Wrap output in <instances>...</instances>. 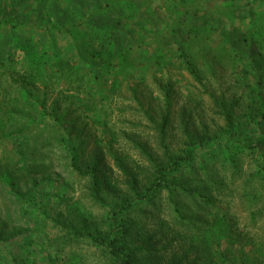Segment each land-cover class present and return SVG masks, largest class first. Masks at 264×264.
<instances>
[{
    "label": "rangeland",
    "instance_id": "374dc122",
    "mask_svg": "<svg viewBox=\"0 0 264 264\" xmlns=\"http://www.w3.org/2000/svg\"><path fill=\"white\" fill-rule=\"evenodd\" d=\"M181 1L180 9L170 0V14L159 2L170 19V58L150 69L132 61L169 50L153 25L89 17L93 0H0V21L16 22L0 25V264H114L107 243L121 228L123 252L145 250L137 264L211 263L219 254L221 264H264V181L250 177L254 156L239 158L234 176L220 163L209 170L229 191H213L203 174L184 168L141 201L153 182L146 154L164 159L159 80L171 91L169 155L220 136V104L264 136V0ZM41 21L73 33L33 28ZM103 46L134 51L119 58L126 73L107 72L97 53ZM52 52L73 63L71 71L54 69ZM256 155L260 167L264 154ZM216 197L218 209L210 204Z\"/></svg>",
    "mask_w": 264,
    "mask_h": 264
},
{
    "label": "trees",
    "instance_id": "16d2710c",
    "mask_svg": "<svg viewBox=\"0 0 264 264\" xmlns=\"http://www.w3.org/2000/svg\"><path fill=\"white\" fill-rule=\"evenodd\" d=\"M173 1V5H176V7L180 8V0H171ZM159 2L161 3V0H93V5L91 6L89 10V17H95L100 14H108L109 17L117 21L118 23H122L125 18H130L132 21H137L142 26H148L153 25L154 31L153 34H157L158 40L160 43H164L167 46H169V50H166V53L159 56L157 59L156 57H152L151 54L148 55H139L136 54L133 56L132 62H137L138 64L141 61L137 60V57L142 59L143 65L149 66L150 69H161L165 66H162L160 63L163 60L164 62H167L166 59L170 58V41H167L165 37L167 38V35H165L168 32V35L170 33V19L164 21L163 17L161 16V10L159 8ZM167 6V10H164V13H169L172 10L173 5L170 3V0H164ZM192 2V0H182L181 5L188 6ZM156 3L155 5H153ZM162 8V7H161ZM189 10V9H188ZM85 11V10H83ZM191 11V10H189ZM126 15V16H125ZM10 25L11 27L16 26V22L13 20H5L4 22L0 21V25ZM33 28L37 29H44L47 32H53L54 34H65V35H72L73 31H71V28H68V26H61L60 24L55 23H48V22H37L32 25ZM128 31H132L133 28L129 26ZM136 30V29H134ZM155 32V33H154ZM130 32H127L129 34ZM69 37V36H68ZM45 45V44H44ZM61 48L62 46L54 45L55 49ZM65 47V46H64ZM64 47L61 49L63 50ZM128 50L127 48H120L119 54H114V52L107 47H102L101 51H97V53H102V56L100 57V61L102 65H104L107 72L114 74L118 70L122 73H126V70H124L123 66L119 64V62L122 59H119L120 57H123L125 54V51ZM53 51V50H51ZM133 51V50H128ZM181 49V46H177L175 49V52L177 53V57L184 61L185 69L193 76L195 80L199 79V76L196 74V69L194 66V63L192 59L187 58L185 55H183ZM134 52V51H133ZM53 57L57 58L59 63L54 66V69H58V72L60 70L64 71H71V67H73V63L67 62V60L62 58H59V56L56 54V52H52L51 54ZM167 58H165V56ZM185 58V59H184ZM64 61V62H63ZM130 75L131 72H129ZM14 79V78H13ZM26 79V78H25ZM25 81V80H24ZM26 83V82H24ZM158 86V91L161 94V101L163 105V112L161 116V123H160V129L158 130L161 137V145L163 149V158L164 159H157L154 156H151L150 154H146V160L150 163V170L152 172H149V178L151 177L153 182L149 183L148 186V192L143 195V198L141 199H148L149 195L148 193H157L160 192L162 189L166 188L168 185L167 178H174L175 174L178 173L180 170L186 168L190 171L192 175H196V173H201L205 177V179L209 180L212 183V190L219 193V191H229L228 185H224L223 180H214L212 177V173L209 172L211 168L214 166H217L218 163H220L219 169L222 171L227 167V169L231 172L232 176L235 175V173H238L239 171V158L242 156L250 157L254 156L253 159L250 160V164L248 167H252L253 171L255 172L253 175H250L251 178H260L261 181H264V162L263 165L261 163L260 167L255 166L257 158H255L257 153L264 154V136H259V138H255L251 133L246 131V126L243 124V122H236L233 119L232 114V106H221V115L224 120V130L221 131V135L217 138H207L206 142H199V141H187L184 148L180 151L178 155L170 154V151L166 144L164 143V135L166 128L169 124L170 117H171V91H170V84L168 82L163 83L162 81H158L156 83ZM261 103V102H260ZM260 118L261 121H264V110L260 108ZM191 139V138H190ZM260 149V151H259ZM201 151H204L202 154ZM257 151V153H256ZM144 153V152H143ZM216 155H218V159H216ZM256 155V156H255ZM239 156V157H238ZM264 160V155L262 156ZM215 161V162H210ZM194 163L197 164V166L194 165ZM194 167H196V171L194 170ZM193 168V169H191ZM78 170H80L77 166ZM126 171V170H124ZM92 188L97 195L99 193V183L97 180V177L95 175H92ZM171 185V182H170ZM132 186V185H131ZM130 186V189H132ZM247 187H245L246 189ZM248 190V189H246ZM146 192V190H144ZM220 194V193H219ZM218 194V195H219ZM246 196L250 197V195L245 194ZM243 195V196H245ZM217 197L214 198V201L210 200V204L213 202H217ZM213 205V204H212ZM214 206V205H213ZM214 208H217V206H214ZM218 209V208H217ZM131 212L132 211V205L129 203L126 207L122 209V212ZM260 213V212H258ZM252 214L256 215V213L252 212ZM261 214V213H260ZM251 218V220H253ZM126 234L125 229L121 228L119 232H117V236L110 239L107 243V247L109 249L110 254L114 258V264H137V255L142 254L145 250H142V248H138L135 251L131 250L127 253L123 252V247L119 246L120 237L122 238ZM246 255V254H245ZM237 257V256H236ZM137 259V260H136ZM214 260L211 261V263L208 262H202V264H215L216 261L217 264H221L224 261V258L222 255H218V257L213 258ZM181 263H183V260H180ZM233 262V261H232ZM239 262V260H238ZM143 264V263H140ZM151 264V263H146ZM261 264V262H260Z\"/></svg>",
    "mask_w": 264,
    "mask_h": 264
}]
</instances>
